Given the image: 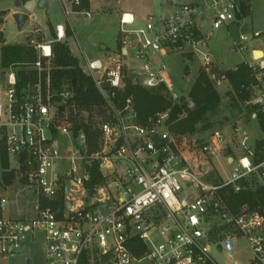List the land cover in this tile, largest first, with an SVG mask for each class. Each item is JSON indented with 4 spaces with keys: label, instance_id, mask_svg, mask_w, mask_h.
<instances>
[{
    "label": "built area",
    "instance_id": "1",
    "mask_svg": "<svg viewBox=\"0 0 264 264\" xmlns=\"http://www.w3.org/2000/svg\"><path fill=\"white\" fill-rule=\"evenodd\" d=\"M70 3L78 6L80 0ZM246 4L211 0L212 29L239 23L237 15L242 17ZM203 19L186 4L157 21L146 19L142 29H125L136 21L122 14L119 51L102 60L85 57L82 72L103 100L99 111L81 109L71 88L54 87L51 45L28 40L37 51L31 65L35 79L18 90L15 72L8 69L0 87L1 259L14 258L40 234L45 264H217L212 247L227 249L224 239L243 236L251 264H264V216L247 205L231 212L220 194L227 187L237 193L244 189L242 183L264 189V146L256 155L247 128L240 124L233 128L235 147L229 151L219 130L207 139H194L193 147L205 156L228 154L231 177L213 183L203 178L204 167L187 165L191 156L183 155L174 140L169 111L140 122L131 97L118 102L124 71L144 88L165 87L178 102L169 73L170 61L179 56L196 60L217 89L224 78L206 51ZM65 38L66 28L55 26L54 41ZM240 41L235 52H247L249 43L260 46L250 48L249 61L242 62L253 79L244 103L256 121V113L264 114V31ZM130 50L139 63L135 70L123 63ZM256 53L261 56L255 58Z\"/></svg>",
    "mask_w": 264,
    "mask_h": 264
},
{
    "label": "rangeland",
    "instance_id": "2",
    "mask_svg": "<svg viewBox=\"0 0 264 264\" xmlns=\"http://www.w3.org/2000/svg\"><path fill=\"white\" fill-rule=\"evenodd\" d=\"M16 1H19V7H16ZM40 0H0V34L3 36L5 44H19L34 38L39 43L54 42L53 29L57 25L71 27L73 33L67 38V46L71 55L78 61L79 67L85 71V57L88 60L97 59L103 51L99 47L92 46L90 37L94 38L99 45H104L108 50H112L116 40L117 31H119L118 18L120 13H131L138 23L133 27L125 29H142L146 19L152 18L154 21L166 17L173 12L171 7L166 4L167 0H89L91 18L87 19L84 13H73L72 5L65 0H45L48 8L37 9V3ZM174 5H191L197 12L204 16L200 23V31L208 35L206 41V51L209 52L216 61V68L219 76L244 61H249V50L252 47L260 48L258 42L249 43L248 51L234 52L233 49L241 43V36L250 37L255 31H264V0H247L244 5L245 12L242 11L243 19L239 23H227L219 29H212L214 12L210 8L211 0H172ZM205 4L203 5V2ZM64 8L67 14L64 12ZM75 12V11H74ZM23 13L28 16L23 28L17 30L12 19V14ZM38 31V32H36ZM118 40V38H117ZM106 49V51H108ZM128 57H123L124 65L130 70L139 67L135 61L132 51H129ZM112 54V52H111ZM255 58H257L255 54ZM187 59L183 57H174L170 61L169 79L171 81V92L176 96H185L188 106L192 104L187 98V92L196 78L198 72V62L190 61L192 64L187 67ZM4 73L0 69V87H2ZM221 103L218 111L210 119L211 126L205 130L201 129L202 123L188 128L189 132L184 134V142L178 146L180 152L187 157L189 152L191 159H187V165L190 167H204L206 174L203 176L213 183H219L231 177L230 166H227L225 157L226 152L219 158H210L199 153L193 147L194 139H207L215 130L221 131L227 137L228 151L229 147H235L233 128L240 124L247 128L251 141L254 143L264 137V133L258 128L257 122L250 118V109L245 103L239 102L234 96L228 83L223 80L217 88ZM181 116L180 118H183ZM179 118V119H180ZM192 129L199 131L196 136H192ZM201 130V131H200ZM189 133V134H188ZM191 142H188V141ZM194 148V149H193ZM237 150L231 155L236 157ZM196 159V160H195ZM1 168V167H0ZM227 234H224L226 236ZM229 236V235H228ZM234 253L230 255L224 247H212V257L217 264H251V249L245 237H233ZM45 264L44 242L40 234L32 241H28L18 255L14 258L1 259L0 264ZM140 264H148L144 261Z\"/></svg>",
    "mask_w": 264,
    "mask_h": 264
},
{
    "label": "trees",
    "instance_id": "3",
    "mask_svg": "<svg viewBox=\"0 0 264 264\" xmlns=\"http://www.w3.org/2000/svg\"><path fill=\"white\" fill-rule=\"evenodd\" d=\"M73 8L75 12H87L89 1L80 0L79 5L73 6ZM242 11L245 12L244 6H242ZM237 18L240 19L241 16L237 15ZM51 50V81L53 86L56 88L63 86L71 88L75 93L76 103L81 109L88 111L96 109L99 111L103 100L92 79L82 72L78 61L71 55L67 44L54 41ZM36 60L37 51L28 44V41L20 44H5L3 36L0 34V69L3 73L8 69L15 72L18 90L27 82L35 79L31 65ZM189 62L186 64L187 67L190 66ZM123 74L122 89L120 90L122 92L118 94L119 104L122 105L128 97H131L133 109L136 111L140 122H144L155 113L169 111V129L178 146H181V142H184V134L189 132L188 128H193L200 123H202V130L210 127V119L220 107L221 99L217 89L201 71L198 72L187 92V98L192 107L188 106L187 101L183 103H179V100L174 102L170 92L163 86L147 89L135 82L133 76L128 75L125 71ZM221 75L239 102L243 103L249 99L250 93L245 88L253 82V79L251 70L246 65L240 63L235 71L226 70ZM181 116L184 117L180 118ZM256 122L260 131L264 133V114L256 113ZM191 131L192 136H196L199 132L194 129ZM92 138L93 135L88 133L90 147H92ZM263 146L264 139H258L254 142L256 155H260ZM6 162L5 155H3L4 166ZM241 186L244 189L237 193H234L231 187L220 191L227 208L235 213L239 207L247 205L251 210H256L264 216V189L255 184L249 186L242 183ZM46 205L53 209L57 206L55 202H43V206Z\"/></svg>",
    "mask_w": 264,
    "mask_h": 264
},
{
    "label": "crops",
    "instance_id": "4",
    "mask_svg": "<svg viewBox=\"0 0 264 264\" xmlns=\"http://www.w3.org/2000/svg\"><path fill=\"white\" fill-rule=\"evenodd\" d=\"M65 1H67L68 3H70V1L69 0H65ZM89 1V0H88ZM174 2L172 1V0H167L166 1V4H167V6L168 7H171L173 10H175L178 6H179V4L178 5H174L173 4ZM71 4V3H70ZM72 5V4H71ZM6 8H8V6L6 7ZM6 8H4V9H1L0 10V12L1 11H4V10H6ZM72 9H73V5H72ZM64 12H66L67 13V11H66V9L64 8ZM89 10H90V2H89ZM89 10L87 11V12H89ZM73 11V13H81V12H74V10H72ZM83 13V12H82ZM122 14H129V15H131V16H133L131 13H120V15H119V18H118V23H119V21H120V17H121V15ZM13 15V14H12ZM133 18L135 19V24L136 23H138V21L136 20V18L133 16ZM29 19V18H28ZM119 27H120V25H119ZM66 28V38H65V40L63 41L64 43H66L67 44V42H66V40H67V38L74 32L73 31V29L71 28V27H65ZM53 33H54V29H53ZM70 34V35H69ZM54 38V37H53ZM117 38H118V40H117ZM90 41H91V44H92V46H95V47H99L102 51H103V53L101 54V56L99 57V58H97V59H103L105 56H109V55H114L115 53H117L118 51H119V33H118V31H117V34H116V40H115V43H114V47H113V49L112 50H108L107 49V47L106 46H104V45H99V43L98 42H96V40H94V38H92V37H90ZM20 44V43H19ZM69 48V47H68ZM106 49L108 50V51H106ZM70 51V50H69ZM233 51L235 52V49H233ZM111 52H112V54H111ZM232 243H233V241H232Z\"/></svg>",
    "mask_w": 264,
    "mask_h": 264
},
{
    "label": "water",
    "instance_id": "5",
    "mask_svg": "<svg viewBox=\"0 0 264 264\" xmlns=\"http://www.w3.org/2000/svg\"><path fill=\"white\" fill-rule=\"evenodd\" d=\"M15 5H16V7H19V1H16ZM47 8H48V5H47L45 0H40L37 3V9L38 10H43V9H47ZM12 19L15 23L17 30L20 31L23 28L25 22L28 20V16L26 14H23V13H15L12 15ZM184 101H186V97L180 96L179 97V103H183ZM223 243L226 246L228 252L232 255L233 254V244H232L231 239L226 238V239H224ZM27 264H29V261H27Z\"/></svg>",
    "mask_w": 264,
    "mask_h": 264
},
{
    "label": "bare ground",
    "instance_id": "6",
    "mask_svg": "<svg viewBox=\"0 0 264 264\" xmlns=\"http://www.w3.org/2000/svg\"><path fill=\"white\" fill-rule=\"evenodd\" d=\"M257 58L261 56V53H256Z\"/></svg>",
    "mask_w": 264,
    "mask_h": 264
}]
</instances>
